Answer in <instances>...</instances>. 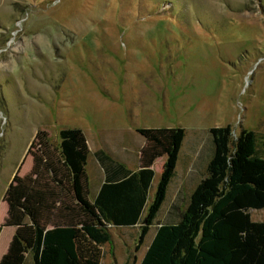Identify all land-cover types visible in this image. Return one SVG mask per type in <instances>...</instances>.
<instances>
[{
  "label": "rangeland",
  "instance_id": "1",
  "mask_svg": "<svg viewBox=\"0 0 264 264\" xmlns=\"http://www.w3.org/2000/svg\"><path fill=\"white\" fill-rule=\"evenodd\" d=\"M227 125L234 136L264 133V0H0V219L13 176L32 168L39 130L54 143L62 128L83 131L93 195L94 150L135 169L139 128L182 127L177 173L144 242L139 225L113 227L103 245L101 264H140L206 175L211 128ZM251 217L264 221V209Z\"/></svg>",
  "mask_w": 264,
  "mask_h": 264
},
{
  "label": "trees",
  "instance_id": "2",
  "mask_svg": "<svg viewBox=\"0 0 264 264\" xmlns=\"http://www.w3.org/2000/svg\"><path fill=\"white\" fill-rule=\"evenodd\" d=\"M138 132L145 145L135 170L104 149L94 152L105 178L92 195L83 131L62 128L54 143L39 130L29 149L31 170L20 175L19 169L3 198L8 212L0 232L4 226L16 232L0 264H101L113 227L140 224L141 245L167 199L186 131ZM210 132L213 154L206 175L179 220L159 224L140 264H264V221L251 217L252 209H264V133L242 128L234 136L231 125ZM164 156L148 205L153 165Z\"/></svg>",
  "mask_w": 264,
  "mask_h": 264
},
{
  "label": "crops",
  "instance_id": "3",
  "mask_svg": "<svg viewBox=\"0 0 264 264\" xmlns=\"http://www.w3.org/2000/svg\"><path fill=\"white\" fill-rule=\"evenodd\" d=\"M90 148V146H89ZM97 150L99 149H96L94 150V152H96ZM92 151V149L90 148V152ZM118 158V157H117ZM120 161H122L123 163L126 164V166L130 169H133L132 167H130L124 160L118 158ZM158 160V159H157ZM156 160V161H157ZM165 161H163L162 163L164 164ZM155 164V163H154ZM99 166V174H98V177H97V180H96V183H94V194L97 193V191L99 190L100 186L102 185L103 181H104V178H105V173H104V170L102 169V167L100 166V164H98ZM154 167V165H153ZM138 168V167H137ZM135 168V169H137ZM133 169V170H135ZM155 170V169H154ZM162 170H163V166H162ZM89 173V172H88ZM89 177H90V174H89ZM90 183H91V177H90ZM93 187V185H91ZM4 201V199H3ZM6 202V201H4ZM3 202V203H4ZM5 215H3V217H1L0 219V225L2 223H4L5 221V218L7 216V212H8V204L6 203V207H5ZM140 224H137L136 226L134 227H137L139 226ZM132 227V228H134ZM122 228V227H121ZM157 231V230H156ZM156 231H155V234H156ZM16 232V228L14 226H4L0 232V260L1 258L3 257V255L8 251V248H9V245H10V242L14 236ZM149 233V232H148ZM147 236V235H146ZM155 236V235H154ZM25 264H32L30 262V260L26 261Z\"/></svg>",
  "mask_w": 264,
  "mask_h": 264
}]
</instances>
